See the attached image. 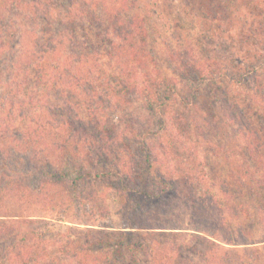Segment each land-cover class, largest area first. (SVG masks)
<instances>
[{
	"label": "trees",
	"instance_id": "trees-1",
	"mask_svg": "<svg viewBox=\"0 0 264 264\" xmlns=\"http://www.w3.org/2000/svg\"><path fill=\"white\" fill-rule=\"evenodd\" d=\"M78 1L80 0H0V8L4 9L3 6H8L11 10H8L9 14L0 12V108L10 109L15 118L11 125L14 130L11 133H14L16 143L13 146L9 144L10 151L17 158L24 154L31 163L33 157L37 155L42 162L39 168L41 174L34 170L17 176L9 175L6 183L0 188V210H3L2 206L8 207L12 201L17 204L22 200L42 201L53 204L51 207L60 211L54 216H60L65 214V211L67 213L71 205L86 203L83 186L105 185L125 199L123 211L128 224L120 230L104 235H96V231L90 229L85 241L69 242L64 248L77 263L126 264V258L129 257V264H140V256H144L150 264H177L176 259L180 252L190 250L204 256L207 264H235L228 252L232 250L226 249L227 246L224 247L216 241L217 239L229 245L237 244L236 241L244 245L249 244L247 242L249 235L245 226H240L238 235L233 236L231 223L234 212L231 215L229 212L234 207L215 196L204 172L193 171L192 174H186L182 182L181 179H174L175 169H167L163 172L160 167V161L168 156L164 141L167 140L169 146L172 145L169 151L177 153L178 132L175 128L184 126V131L179 134L181 137L184 132L185 134L190 132L188 115L191 112L187 114L182 109L180 111L175 108L177 118L171 116L173 123L171 126L167 124L170 120L167 112L173 108L171 106L174 105L173 99L177 95L178 79L165 74L155 77L149 73L151 63H154L156 71L160 68L150 51L151 40L153 41L150 29L153 22L150 23L148 20L150 17L146 11L147 5L142 0H90L92 2L84 0L85 10L81 4L82 9L78 11L74 7ZM63 7H66L65 11H56ZM44 11L52 14L54 11L58 12L53 14L56 17L55 21L67 26L73 34L72 41L68 42L67 36L62 37L63 33L60 35L52 31V28L47 26L52 23L46 20L49 24L39 30V36L42 38L37 42L39 50L31 52L23 33L24 26L18 18L33 20L37 14H43ZM83 21L91 24L89 28L94 30L96 39L106 48L108 52L106 55L117 60L118 67L127 70L128 75L134 76V79L129 77L120 85L118 83L122 80L121 77L116 79L113 75L109 77V102H106L105 106L102 103L96 105L89 112L87 120L79 117L78 113L74 115L71 110L72 105L53 107L47 101L42 104L34 102V98L39 95L34 91L39 89L34 90L26 77L30 70H33L37 84L43 82L48 88H51L46 83L48 77L53 79L50 83L53 86H57V82L64 83L59 81L64 80V74L77 79L81 65H75L76 58L79 62L84 59L85 63H89L88 60L93 56L84 48L83 43L80 46L81 51H75V55L69 51L79 42L78 35L75 34L77 25L82 23V29H85ZM16 42L20 45L12 55L16 46V44L13 46V43ZM261 48L264 50V46ZM2 49L5 50L1 51ZM59 49H64L66 52L60 53ZM56 54H58L57 58L60 54L64 58L58 59V65L50 69L49 60L51 56L56 58ZM5 56L11 57V60L3 66ZM66 60L71 63L70 68L64 66ZM99 60L101 61L98 57L97 61ZM229 62L232 63L230 60ZM175 67L177 70V65ZM190 68H193V65L186 63L183 71L178 72L179 78L189 81L192 74H198L197 76L201 78L199 71L193 68L196 72H192ZM227 68L228 66L224 65L214 67L211 73L214 83L217 80L215 75L219 77L224 75L225 78L231 72V69ZM247 68L248 66L245 67L246 70ZM260 70L249 69L247 74L242 76V83H236L235 86L246 89L247 92L253 91L255 94L253 96L263 102L264 80L259 81ZM202 74L203 78L207 73ZM14 80L17 82L15 81L12 86L11 82ZM125 86L127 90L120 103L131 110L113 119L116 111L113 109L112 94H117L116 96L121 99L120 95ZM5 90L8 93L13 92V98L18 93H23L24 99L22 97L17 99L16 96L14 99L11 97L2 101ZM211 92L213 93L210 100L214 101L216 90L212 89ZM31 93H33L32 97ZM93 96L97 98V95ZM139 99L144 110L157 119V127L141 124L140 129L136 128L133 120L136 116L134 104ZM6 101L9 102L7 107ZM32 102L38 106V109L27 112L26 106ZM228 102L230 104V101ZM17 106L18 108L14 109ZM222 109L227 114L231 113L229 123L235 129L234 135L244 137V143L240 147L233 143L228 144L230 150L233 152L237 150L240 155V159L234 156L230 161L233 174L240 183L249 188L254 184L263 188L264 174L256 173L251 158L258 157L252 156V152L259 150L260 146L264 147V123L254 121L248 112L245 117L244 108L231 104L229 107L223 105ZM4 134L0 131V155L4 149L3 145L7 147L8 143V137ZM17 145L24 146V149H19ZM159 145L164 148L163 152L158 153ZM161 154L164 157H161ZM259 159L264 165V153L259 155ZM184 161L185 166L191 167L190 169L195 168L193 156L185 157ZM3 167L8 168V165L5 164V158L1 157L0 170ZM178 205L186 210L189 209L194 215V243L190 242L187 245L176 243L179 235L176 233L178 231L174 230H178L181 226L180 213L175 217V211L169 212ZM19 229L13 220L0 219V236L5 238L4 243L9 237L13 239L20 235ZM167 229L171 231L168 232ZM217 229L226 235L220 236L219 234L222 233H218ZM168 234L174 237L163 239ZM42 236L39 231L31 229L24 232L23 240L12 241V246L8 247V264H43L41 257L44 256L43 252L48 253V248H43ZM36 240L38 242H35ZM20 243L23 244L20 246ZM257 259L256 257L254 261ZM243 263L247 264L245 260Z\"/></svg>",
	"mask_w": 264,
	"mask_h": 264
},
{
	"label": "rangeland",
	"instance_id": "rangeland-1",
	"mask_svg": "<svg viewBox=\"0 0 264 264\" xmlns=\"http://www.w3.org/2000/svg\"><path fill=\"white\" fill-rule=\"evenodd\" d=\"M142 2L147 5L146 11L150 17L148 20L150 23L153 22V26L150 29V35L153 37L150 51L160 68L156 71L154 63H151L149 73L155 77L165 74L178 79L176 84L177 95L173 99L174 105L167 112L170 117L167 124L172 125L173 119L171 116L174 119L177 118L175 117V108L180 111L182 109L187 114L191 112L188 115V123L191 127L190 132H186V134L184 132L181 137L179 134L184 131V126L175 128V131L178 132L176 134L177 153L169 151L172 145L170 144L169 146L167 140L166 142L164 141L168 156L165 158L161 154V157L164 158L159 163L160 167H162L163 172H166L167 169H175L174 179H181L182 182L185 180L186 174H192L193 171L204 172L215 196H218L224 203L228 202L234 207V211L230 209L231 212H229V215L234 212L231 223L233 236L238 235L240 226H245L249 235V240L247 241L249 244L247 245L240 244L239 241H236L237 244L235 245L223 244L217 239L216 241L224 245V247L227 246L226 249L232 250L228 252L233 257L235 264H244V260L247 264H264V187L260 188L257 184H254L253 187L249 188L247 185L240 183L233 174L230 161L234 156L236 159H240V155L237 150H234V152L230 150L231 148L229 149L228 144L233 143L240 147L244 143V137L243 135H234L235 129L229 123V121L231 122L229 120L231 113L227 114L222 109L223 105L224 107H229L232 104L236 107L244 108L245 111L244 109L243 111L245 113L243 112V115L245 117L246 112H248V115L254 121L258 120V123H264V101L260 102L258 97L253 96L255 95L253 91L247 92L246 89L235 86L236 83H242L241 78L247 74L249 69H261L259 81L262 82L261 79L264 80V50L261 48L264 46V0H142ZM81 4H83L85 10L84 0L76 2L75 9L78 11L82 9ZM3 7L4 9L0 8V12L3 11V13L9 14L7 13L9 7ZM51 9L53 11V8ZM65 10L66 7H63L56 11ZM56 11L53 14H58ZM19 12L21 11L19 10ZM44 13L46 14L44 15ZM44 13L37 14L33 20L25 17L18 18V21L24 26L23 33L31 52L39 50L37 42L42 39L39 36V30L44 25L49 24L46 20L52 23L47 25L52 28V31H56L60 35L63 33L62 37L67 36V41H72L71 36L73 34L67 29V26L60 25L57 20L55 21L56 17L52 13H47L46 11ZM83 24L85 29H82V23L79 26L77 25L75 35H78L79 42L69 51L72 55H75V51H81L80 46L83 43L84 48L92 53L93 56L90 58L91 60L87 59L90 61L89 63H85L84 59L79 62L76 58L75 65H81L77 79L64 74V80H59L64 81V83L57 82V86H53V84H50L53 79L48 77L46 78V83L51 86V88H48L45 87L43 82L37 84L33 70H30L26 77H28L34 90L39 89L34 91L39 94L34 98V102L42 104L47 101L53 107H60L59 105L64 104L67 106L72 105L73 108L71 110L74 115L78 113L79 117L87 120L89 112L96 105L102 103L105 106V103L109 102V77L112 75L114 79L121 77L122 80H119L120 82L118 83L120 85L122 81H127L129 77L134 79V76L133 74L131 76L128 75L127 70L118 67L117 60H113L106 55L108 53L106 48L96 39L93 34L94 30L89 28L91 24L85 23V21H83ZM15 44L12 55L16 47L19 48L20 45V43L16 42L13 43V46ZM256 47L259 49H256ZM4 50L2 49L1 51ZM59 50L60 53L66 52L64 49ZM58 54H56V58L51 56L48 64L50 69L58 65V59L62 60L64 58L61 54L57 58ZM98 57L101 59L99 62L97 61ZM10 60L11 57L5 56L3 66L9 63ZM186 63H191L193 68L199 71L201 78L197 76L198 74H192L189 81L179 78V71H183V66ZM175 65H177V70ZM218 65L228 66L227 69H231V72L225 78H223L224 75L219 77L214 74V77L217 78L216 83H214L211 73L214 71V67ZM64 66L70 68L71 63L66 60ZM246 66H248L247 70L245 69ZM193 68H190V70L196 72ZM73 69L75 70V68ZM202 73L207 74L202 78ZM69 77L70 79H68ZM15 81L11 82L12 86L17 82ZM212 89L216 90L214 101L210 100V96L213 93L211 92ZM126 90L127 87L125 86L123 93L120 95L121 99L116 96L117 94H112L113 109L116 111L113 114V119L131 110L126 109L127 107L120 103ZM30 91L28 92L30 93ZM12 94L13 92L9 91L8 93L6 91L2 95V101L11 99V97L14 99L16 96L17 99L21 97L24 99L23 93H18L14 98ZM32 94L31 97L33 96ZM94 94L97 95V98L93 96ZM228 101H230V104H228ZM34 102L26 106L27 112L38 109ZM5 105L7 107L9 102L6 101ZM100 107L104 109L101 105ZM17 108L18 106L14 109ZM191 109L192 111H189ZM0 113L2 114L0 117V131H3L4 135L8 137L7 147L3 145L4 149H2L0 155L5 158V164L8 165V168L3 167L0 170L1 188L6 183L9 175L17 176L27 171L34 172V170L40 172L39 168L42 162L37 155L33 157V162L31 163L24 154L17 158L10 151L9 144L13 146L16 143L15 135L11 133L14 130L11 125H13L12 121H15V118L8 108H0ZM134 113L136 116L133 120L137 129H140L141 124L155 125L157 127V119L144 110L140 99L134 104ZM17 147L24 149V146L21 145H17ZM163 149L159 145L158 153L163 152ZM262 149L264 147L260 146L259 150L252 152V156L258 157L251 158V164L257 170L256 173L258 175L264 174V165L259 159V155L264 153ZM246 151L249 153L248 149ZM187 156H193L195 168L190 169L191 167L185 166L184 160ZM83 187H85L86 196L84 195V198L86 203L80 202L76 205H71L67 213L65 211V214H60V216H54L60 211L53 209L51 207L53 204H47L42 201H39V203L38 201L22 200L19 204L12 201L8 207L2 206L1 209L3 210L0 211L4 212H0V219L9 218L10 221L13 220L16 226L20 228V235L13 239L9 237L5 243L3 242L5 238L0 236V264H8V247L12 246V241L23 240L22 235L24 232L26 233L31 229L43 234L41 237V240L44 239L43 248H48V253L43 252L44 256L41 257L43 264H79L64 248L69 242L85 241L87 235L90 234V229H94L96 235H104L111 231L120 230L128 224L123 211L125 199L113 192L115 190L105 185ZM7 210L9 211L7 212ZM172 212H174L175 217H178V213H180L181 226L178 230H174L178 231L176 233L179 235L176 240L177 245L194 243V215L192 212L179 205L172 211L170 210L169 213ZM166 231L169 232L171 229ZM219 232L222 233L219 234L220 236L225 234L222 231ZM172 236L168 234L163 239L171 238ZM35 242L38 241L36 240ZM23 243L19 245L21 246ZM174 246L176 247L175 244ZM256 257L258 259L254 261ZM176 262L177 264H207L204 256L190 250H182ZM129 263L130 258L127 257L126 264ZM140 264H150V262L144 256H140Z\"/></svg>",
	"mask_w": 264,
	"mask_h": 264
}]
</instances>
